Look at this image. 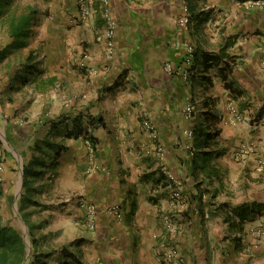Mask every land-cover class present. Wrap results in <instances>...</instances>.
Instances as JSON below:
<instances>
[{
	"label": "crops",
	"instance_id": "obj_1",
	"mask_svg": "<svg viewBox=\"0 0 264 264\" xmlns=\"http://www.w3.org/2000/svg\"><path fill=\"white\" fill-rule=\"evenodd\" d=\"M186 2L188 27L180 23L184 0H90L87 21L78 0H42V10L31 7L37 12L22 45L10 26L31 8L1 17L0 129L19 149L13 159L21 179L36 140L66 147L42 194L50 203L42 209L52 205L42 210L52 215L42 227V249L81 240L71 246L79 264H167L162 256L171 246L179 248L180 264H264V235L257 233L264 225V7ZM110 16L118 26L113 55ZM189 45L195 54L185 66ZM190 102L195 112L188 118ZM81 112L87 126L90 115L102 119L89 126L95 155L84 137L67 135ZM23 117L30 123L17 128ZM147 117L157 137L144 125ZM51 120L61 121L53 134ZM207 122L219 131L209 149L222 154L203 166L205 149L193 146L188 130ZM174 186L183 191L182 204L171 199ZM85 200L98 209L95 228ZM118 204L121 218L109 210ZM169 217L177 232L168 230ZM53 256L54 264L75 261Z\"/></svg>",
	"mask_w": 264,
	"mask_h": 264
},
{
	"label": "trees",
	"instance_id": "obj_2",
	"mask_svg": "<svg viewBox=\"0 0 264 264\" xmlns=\"http://www.w3.org/2000/svg\"><path fill=\"white\" fill-rule=\"evenodd\" d=\"M247 1V0H243ZM12 8V0H0V19ZM37 9L31 8L29 13H26L20 17H14L11 26L10 33L12 36L16 38H20V44L25 43L24 38L29 34L28 26L31 23L33 16L36 14ZM4 54V53H2ZM230 68V64H227ZM85 113L81 112L77 114L73 121L74 127L72 130L68 131L67 135L69 137H86L89 134V126L97 127L102 124V119L94 116H88L89 125L87 126L85 123ZM207 120L211 122L216 118L214 114H210L209 112L206 114ZM209 122L202 123L198 127H195L194 130V147L205 149L203 150V166L210 165L211 160L219 157L222 154V151L215 146V148H210V145L214 143L217 144L219 131H213L210 128ZM47 123L50 124L49 134H53L58 130V126L60 125V120H51ZM48 134V136H49ZM91 138L95 144H97V138L91 134ZM215 144V145H216ZM193 148V147H192ZM35 154L28 165L24 167V186L26 188L25 193H23L21 198V206L20 209L23 212V217L26 216V221L29 224V227L34 233V230L39 226L36 224H32L30 222L29 216L30 212L24 215V212L28 209V203H37L35 199L32 198V195L36 193L43 194L48 191V189L52 186L53 182L56 180L59 172H58V159L62 155L63 151L66 149L64 145H56V143L50 138H46L44 140L38 139L33 146ZM211 167L212 171H214L217 167ZM38 180L42 181L41 188L36 186V182ZM1 196V191H0ZM52 205L47 206V208H51ZM43 227V226H42ZM81 240H75L70 244L64 245L58 250H54L51 254H55L59 252L64 257L74 258V264H79L78 259L75 257L76 254L71 250V246L76 245ZM34 244H36V239H34ZM27 256V244L25 242L22 234L12 225L5 224L2 219V215L0 213V264H23ZM41 254L34 255V259L30 264H40L41 263ZM47 257L44 252H42V258ZM42 263H44L42 261ZM29 264V263H28Z\"/></svg>",
	"mask_w": 264,
	"mask_h": 264
},
{
	"label": "rangeland",
	"instance_id": "obj_3",
	"mask_svg": "<svg viewBox=\"0 0 264 264\" xmlns=\"http://www.w3.org/2000/svg\"><path fill=\"white\" fill-rule=\"evenodd\" d=\"M12 8L11 10L15 14H22L29 11V9L33 6H36L42 10V0H12ZM3 35V34H1ZM6 36V35H5ZM22 56V55H21ZM22 118V117H20ZM22 121L15 124L20 128H26V126L30 123L27 121L28 119L23 117ZM12 142V143H10ZM13 141H10L8 131H5L3 127L0 129V213L2 215L3 222L8 225L14 226L24 237L25 242L27 244V256L23 264H30L34 259V255L41 254V263L40 264H54L56 257L51 254L55 250L52 249H42V226L43 224H48L51 217H48V212L42 213V210H47V205L43 206L45 203L42 201V194L36 193L32 195V198L37 200V203H28V209L24 212V215L27 213H31L29 216L30 222L32 224H36L39 227L34 230L32 233L29 224L23 217V212L20 209L21 206V198L23 193H25L26 188L24 186V174L23 178L20 177V169L16 160H14L13 152H18L19 149H15L16 147L12 145ZM24 145H20L21 148ZM15 147V148H14ZM13 154V155H12ZM6 171H10L13 173L9 177V174L6 175ZM42 181L38 180L36 182V186L41 188ZM49 206V205H48ZM34 239H36V244H34ZM69 244V243H68ZM67 245V244H65ZM63 247V246H62ZM60 249V247H59ZM58 250V249H57ZM42 252L46 254L47 257L42 258ZM29 253V255H28ZM60 255L57 257L59 259ZM57 259V260H58ZM42 261L44 263H42Z\"/></svg>",
	"mask_w": 264,
	"mask_h": 264
},
{
	"label": "built area",
	"instance_id": "obj_4",
	"mask_svg": "<svg viewBox=\"0 0 264 264\" xmlns=\"http://www.w3.org/2000/svg\"><path fill=\"white\" fill-rule=\"evenodd\" d=\"M185 2V15L184 17H182L180 19V23L183 26L188 27L189 23H190V18H191V13H190V8L189 5L187 4L186 0H184ZM245 7L246 8H263L264 7V0H247L245 2ZM78 9H79V18L81 21H87L92 13V8L90 5V0H78ZM109 15V13H108ZM117 21L112 17H108V47L110 50V54L113 55L114 54V50H115V37L117 34ZM262 45L264 47V38L262 39ZM194 54H195V47L194 45H189L186 48V57H185V66H190L193 62L194 59ZM167 68L171 69L172 68V64L167 63ZM231 109L234 113V118L233 121L235 122H240L242 120V115L240 113H238L236 106L232 103L231 104ZM184 111L186 113V116L188 118H191L195 112V108H194V104L192 102H190L189 104H187V106L184 108ZM144 125L146 126V128L152 133L153 137H157V127L154 124V122H152V120H150L148 117L145 118L144 120ZM188 135L190 138L194 137V131L193 130H188ZM85 140V144L86 147L89 151V154L91 155H95L96 154V150H97V144L94 143V141L91 138V132H89L88 135H86V137H84ZM259 161L261 162V164H264V155H260L259 157ZM171 199L177 203V204H182L183 203V191L181 189V187L179 186H174L172 187V191H171ZM83 205L86 206L87 208V213H88V217H89V227L91 228H95L96 226V216L98 213V209L96 207V205L92 202H86V200L83 202ZM110 212L114 215H116L117 217L121 218L124 216V212L123 209L121 207V205H113L109 208ZM166 225L169 231L171 232H177L179 230V225L178 223L172 218L169 217L166 219ZM257 233L259 235H264V225H261V227H259L257 229ZM163 260L167 263V264H180L182 257L180 255V251L179 248L177 246H171L162 256Z\"/></svg>",
	"mask_w": 264,
	"mask_h": 264
},
{
	"label": "water",
	"instance_id": "obj_5",
	"mask_svg": "<svg viewBox=\"0 0 264 264\" xmlns=\"http://www.w3.org/2000/svg\"><path fill=\"white\" fill-rule=\"evenodd\" d=\"M28 255H29V253H28Z\"/></svg>",
	"mask_w": 264,
	"mask_h": 264
}]
</instances>
